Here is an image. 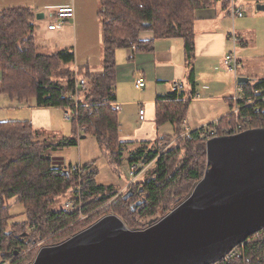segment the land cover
Listing matches in <instances>:
<instances>
[{
  "label": "trees",
  "instance_id": "trees-1",
  "mask_svg": "<svg viewBox=\"0 0 264 264\" xmlns=\"http://www.w3.org/2000/svg\"><path fill=\"white\" fill-rule=\"evenodd\" d=\"M97 1L101 69L93 72L87 64H73L72 49L37 50L32 34L35 14L30 8L0 9V94L19 102L33 99L37 107L61 108L69 114L72 126L69 136L56 139L55 132L45 134L27 120L0 121V264H29L36 252H26L31 240L49 237L52 244L60 242L99 219L102 213L95 209L100 206L113 210L129 228L145 227L149 219L163 216L185 198L203 176L206 130L216 128L221 135L223 127L237 122L247 128L264 127V78L244 85V96L255 98L259 90L261 100L242 108L238 115L228 114L216 124L192 130L190 137L180 136L189 99L172 92L169 99L156 101L154 123L156 127L171 123L174 135L157 138L151 147L148 141L140 142L130 152L129 165L142 162L146 176L129 183L125 191L99 184L92 163L80 166L79 172L64 165L55 167L52 153L76 146L82 135L94 136L111 165L121 164L123 148L132 142L120 139L116 50L135 46L136 51L147 53L156 39L180 38L189 64L194 58V11L220 0ZM221 1L228 4L229 0ZM143 32H150L152 38L141 39ZM79 76L85 80L84 88L76 87ZM128 189L132 195L123 198ZM66 193L67 199L75 200V209H53L57 197ZM12 202L24 208L25 218L20 222L9 223ZM25 229L30 232L22 234ZM242 251L249 264H264V240L247 243ZM218 264H243V260Z\"/></svg>",
  "mask_w": 264,
  "mask_h": 264
},
{
  "label": "water",
  "instance_id": "water-1",
  "mask_svg": "<svg viewBox=\"0 0 264 264\" xmlns=\"http://www.w3.org/2000/svg\"><path fill=\"white\" fill-rule=\"evenodd\" d=\"M256 9L264 11V4ZM250 80L240 76L238 83ZM205 152L203 176L160 219L133 229L114 213L104 215L66 239L40 247L29 264L219 262L264 228V127L211 137ZM130 195L131 189L123 198Z\"/></svg>",
  "mask_w": 264,
  "mask_h": 264
},
{
  "label": "crops",
  "instance_id": "crops-1",
  "mask_svg": "<svg viewBox=\"0 0 264 264\" xmlns=\"http://www.w3.org/2000/svg\"><path fill=\"white\" fill-rule=\"evenodd\" d=\"M88 2L87 8L82 4L83 0H0V9L9 7H28L34 14L38 13V23L47 19V25L52 21L54 11L59 6L72 5L74 8V16L65 22L60 30H48L49 34L53 37L66 35L67 33L75 34V39L78 35V27L82 22H86L84 15H88L91 19L95 18L96 36L101 37L98 24L96 0H86ZM238 4L237 0H233ZM230 2V0H229ZM264 3V2H263ZM256 10V9H255ZM262 12L263 11H258ZM255 13V14H257ZM227 8L222 4V1H216L214 5L206 8H199L194 11V58L188 64L185 57L183 40L180 38H164L156 39L152 51L138 52L136 47L132 46L127 49L125 55L120 54L116 58V84H115V104L118 106V116L121 127V120L129 118L131 114H138L140 109L144 110L143 118L138 119L140 123L134 129L135 135H127L122 142L130 141H151L159 138V127L155 126V103L158 100L169 99L171 86L174 82L183 83V89L177 94L178 97L184 96L183 99L195 101H216L223 102L229 109L224 110L221 105L217 110V114L208 120L210 123H215L220 118L227 116L231 112V96L234 77L228 71L224 72L220 65L222 64V57L230 49V42H228L229 31L231 30L226 20L230 18ZM231 19V18H230ZM232 20V19H231ZM97 23V24H96ZM93 23V28H94ZM95 29V28H94ZM232 29L233 24H232ZM93 34L91 33L90 40ZM141 39L146 40L152 38L150 32H143L140 35ZM54 44V42H51ZM245 44V42H244ZM232 47V46H231ZM69 49L65 47V49ZM51 50H53L51 48ZM118 50H116L117 53ZM54 52V51H51ZM50 53V52H48ZM75 53V52H74ZM77 59V41H76V57ZM76 65L89 66V59L86 58L78 62ZM75 65V66H76ZM93 71L101 69H94ZM140 75L144 81V86L138 89L135 86V80ZM246 75V74H244ZM241 75V76H244ZM250 78L249 76H245ZM132 85L138 91H144L141 97L134 98ZM204 90L203 98H199L200 91ZM192 97V98H191ZM33 109L29 122L36 129H42L43 125H49L48 117L53 109H60L57 107H37L35 103L30 106ZM186 124L182 127L190 130L198 129L205 126L204 123L194 127L190 126L187 119L184 118ZM20 121V120H19ZM28 121V120H27ZM159 136V137H158ZM162 137V136H161ZM159 145V144H157ZM146 166V165H145ZM141 174V173H140ZM139 174V175H140ZM128 182L125 183V186Z\"/></svg>",
  "mask_w": 264,
  "mask_h": 264
},
{
  "label": "rangeland",
  "instance_id": "rangeland-1",
  "mask_svg": "<svg viewBox=\"0 0 264 264\" xmlns=\"http://www.w3.org/2000/svg\"><path fill=\"white\" fill-rule=\"evenodd\" d=\"M237 1L239 5H242L243 16L237 17L234 20L228 18L226 22H228L231 28L229 34H231L232 32V24H233L234 32L238 38L236 50L241 65L239 69V74L240 75L246 74L244 76H249L250 79H253L250 80L249 82V84H251L254 81H257V79L264 78V13L262 12L257 13L256 11L257 10L256 5L264 4L263 3L264 0H237ZM82 4L85 8L89 7L88 2L86 0H83ZM222 4L228 10L230 2L228 1V4L222 2ZM96 5L97 6L99 5L97 0H96ZM37 14L38 13H35V18H34L35 23L32 34L34 36L36 44L38 45L37 50H39V52L48 53L51 51H58L60 49H65V47L68 48L70 47L69 49H72L75 52V57H76V41H77V59L75 58V62L73 64L74 65L77 64L76 60L80 62L83 59L86 60V58H88L89 67L91 68L94 67V69L98 68L99 66L101 67V37H99L98 35L96 36L95 34L97 33V31H96L94 16L91 19L88 17V15L83 16V18H85L88 21L82 22L79 25L78 35L77 38L75 39L74 36L75 34L70 32L67 33L66 35L59 36V38L53 37L52 35L49 34L48 30H46L45 26L47 19L40 21L38 23ZM93 23L95 25L94 26L95 29L93 28ZM99 23L100 22H98V24L96 23L97 27ZM98 30L100 31V26ZM91 33L93 34V36L91 37L90 40ZM228 40H229L228 42L231 41L230 35H228ZM51 42H54V44H51ZM231 46H232V42H230V49L232 48ZM51 48L53 50H51ZM117 50L118 51L115 54L116 57H118L120 54L125 55L127 53L126 48H120ZM220 68H222L224 72L228 73V69H226L223 65H220ZM132 90H133L132 95L136 99L139 98V96L141 97V94H145L144 92H146V89L144 91H138L133 87V85H132ZM204 94H206L204 90L200 91L199 96L201 97L199 98H203ZM33 103H34L33 99H30L26 102L25 101L19 102L18 100L12 99L5 94H0V121H4V120L29 121L33 112V109H30V106ZM221 105L224 107L225 111L229 110L223 102L221 103L216 101L191 100L189 101L185 118L187 119L188 124L191 127L193 126L195 129L196 126L202 124V122H206L204 123V125L210 123L211 121L209 122L208 120H212V118L217 114L216 112L219 109V107H221ZM48 121L50 122V124L43 125L42 129H40L45 134L47 133L54 134L55 132L56 133L55 137L57 139L61 135L69 136L72 133L71 122L70 120H68V118L65 117V113L61 108L51 110L50 116L48 117ZM121 121L122 122H121L120 138L123 140L127 135L134 136L135 135V133H133L134 129L140 123V120L138 119V114L136 113L135 115L131 114L129 118L125 117ZM159 131H160L159 134L160 137L163 135H169V136L174 135L173 125L169 122H166L161 126H159ZM81 134L82 132L79 135ZM154 141L155 140L148 141L149 147L153 146ZM96 142H97L96 139L92 135H86L84 137H80L78 139L76 146L74 147L68 146V148H63L61 150L52 153V156L54 157L53 164L55 165V167L63 166V165L64 166L70 165L73 167V166H79V165L82 166L84 164L92 163V165L97 170L96 181L99 184H105V185L111 184L116 186L117 188L119 187V190H121V192L125 191L126 187L128 186V184L125 186V183L131 181L133 178V174L131 173L129 160H128L129 154L130 152H132L133 150H135L137 147L140 146L139 144L140 142L130 141L132 143L128 145V149H126L125 147L123 148V159L118 167H114L109 163L107 157L103 154V151L100 148L99 144ZM136 166L138 169H141L144 167V164L142 162H137ZM145 176L146 173H142L137 176V179ZM125 193L123 195H125ZM68 197H70L69 193L58 196L52 208L53 209L63 208L66 199ZM102 207L103 206H100L97 207V209H95V211H99V213L100 212L102 213V214L100 213L101 214L100 217L111 213L116 214L113 210L111 209L109 210V208H105V209L103 208L104 210H101ZM9 211L11 214L9 223L20 222L25 218L24 208L18 202H12ZM83 217L84 216L82 215L80 216L79 219ZM161 217L158 216L156 218L149 219L147 221V225L149 221L157 220L160 219ZM27 232H30V230L25 229L22 234H26ZM48 238L49 237L39 240L37 242L36 240H31L33 241V244L32 246H29L27 248L26 252L36 249L35 252L36 255L40 247L52 244L50 240H48ZM17 256L18 254L15 255L14 258ZM0 260L2 259L0 258Z\"/></svg>",
  "mask_w": 264,
  "mask_h": 264
},
{
  "label": "built area",
  "instance_id": "built-area-1",
  "mask_svg": "<svg viewBox=\"0 0 264 264\" xmlns=\"http://www.w3.org/2000/svg\"><path fill=\"white\" fill-rule=\"evenodd\" d=\"M230 16V18L232 20H234L237 17H242L243 16V8L242 5L236 4L233 0H230V4L228 7V14ZM74 16V8L72 5H64L59 6L56 8V10L53 13L52 16V21H50V23L47 25V29L48 30H60L63 25L65 24V22L69 19H72ZM237 36L234 32V30L232 29V32L230 34V42H232V48L224 54L223 58H222V64L223 66L228 69V71L233 75L234 77V86H233V90L231 93V96L229 97V100L231 102V112L230 114L233 115H238L239 111L244 108V107H248L253 105L254 103H256L257 101L261 100L262 97V92L259 90H255L256 93H258L257 97L252 98L249 96H244V84L241 85L238 83V78L241 76L239 74V69L241 67L240 62H239V58L237 55V50H236V45H237ZM246 85V84H245ZM144 86V81L142 79V77L140 75H138V77L135 80V86L138 89H141ZM76 87L79 88H84L85 87V80L83 78H80V76L78 77L77 81H76ZM183 83L181 82H176L173 83L172 87H171V91L173 93H178L179 91H181L183 89ZM115 108L118 110V106L115 104ZM139 117L140 119L143 118V114H144V110L140 109L139 110ZM69 114L65 113V117L69 119ZM217 122V121H216ZM182 124L185 125L186 121L183 119L182 120ZM216 124V123H215ZM84 129L83 127L81 128V130ZM245 129H248L246 127V124L244 122H237L234 124H228L227 126L222 128V134L221 135H233V134H237ZM192 130L185 128V130L183 131V133L180 136H187L190 137ZM216 136H220L218 135V131L216 128H212L209 130H206L205 133L203 134V137L205 139V141L211 137H216ZM67 170H71L73 172H79L80 171V165L79 166H64ZM146 166H144L143 168L140 169L139 172H136L137 170V166L136 165H132L130 166V170L131 173L133 174V178L131 181L128 182L131 183L132 181H134L135 179H137V176L142 173V171L145 169ZM77 189H79V186L76 187ZM75 200L70 198L67 199L65 202V205L63 208L66 209H75ZM264 240V228L260 229L252 234H249V236L242 241L241 243L237 244L235 247H233L219 262L221 261H227V260H231L236 258V260L238 258L243 260V264H249V260L248 258L244 257L243 255V251L242 248L250 242H256V241H262ZM219 262L215 263L218 264Z\"/></svg>",
  "mask_w": 264,
  "mask_h": 264
}]
</instances>
